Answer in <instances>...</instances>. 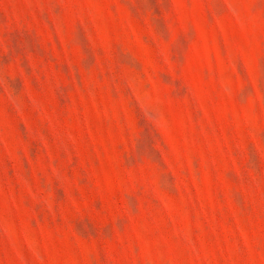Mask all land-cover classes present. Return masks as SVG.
Returning <instances> with one entry per match:
<instances>
[{
    "label": "rangeland",
    "instance_id": "rangeland-1",
    "mask_svg": "<svg viewBox=\"0 0 264 264\" xmlns=\"http://www.w3.org/2000/svg\"><path fill=\"white\" fill-rule=\"evenodd\" d=\"M0 264H264V0H0Z\"/></svg>",
    "mask_w": 264,
    "mask_h": 264
}]
</instances>
